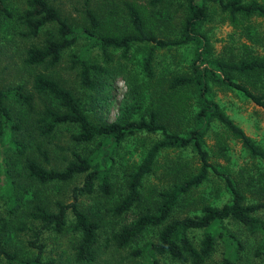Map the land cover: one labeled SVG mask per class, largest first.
<instances>
[{
  "label": "rangeland",
  "instance_id": "obj_1",
  "mask_svg": "<svg viewBox=\"0 0 264 264\" xmlns=\"http://www.w3.org/2000/svg\"><path fill=\"white\" fill-rule=\"evenodd\" d=\"M2 1L10 16L0 14V88L10 92L18 90L27 100L11 97L6 101L17 126L11 134L0 125V244L14 256L11 263L0 257V264H26L37 255V249L29 242L33 239V231L41 226L31 216L32 212L38 207L54 212L59 203L70 202L73 188L82 184L84 174H77L67 181L39 182L24 168L25 159L34 160L45 169L63 170L75 158L74 154L93 156L103 143L100 137L89 142L75 140L79 127L72 123L57 125L49 135L41 134L37 118L46 107L58 109L59 105L50 95L35 90V75L45 74L69 89L81 99L94 123L132 120L140 115L148 119L151 111L157 108L159 93L170 88L173 77L191 74L192 63L202 46L191 41L155 48L153 76L148 77L142 63L148 47L155 45V41L134 43L125 52L122 48L104 50L89 33L93 27L86 11L97 20V34L120 36L134 33L128 11V5L132 4L138 8L147 34L158 40L173 41L182 36L187 0H163L158 4H151L150 0H47L78 33L77 39L61 52L58 62L46 60L31 64L26 62L30 48H41L47 40L60 38L57 24L48 23L32 35L22 19L28 9L27 1ZM257 1L264 3V0ZM205 8L206 20L200 31L208 40V59L238 63L251 56L264 57V17L236 15L233 21L212 1L206 0ZM81 60L104 68L93 74L100 82L98 90L82 85ZM198 64L207 66L203 62ZM215 73L223 77L220 71ZM233 78L262 96L264 101V77L263 81H256V77L234 72ZM206 81L211 99L264 149V107L225 80L208 74ZM176 88H191L185 90V95L189 105L195 106L196 85ZM162 103L168 104L167 101ZM163 120L173 132L185 134L193 128L191 117L186 118L183 113L176 115L173 110L165 111ZM161 138L159 131H139L128 136L111 150L114 161L109 172L110 192L104 193L96 182L92 193L79 196V207L99 225L94 259L89 262L76 260L80 233L69 212L67 225L61 231L49 229L41 233L43 260H51L52 264H193L188 258L153 253L148 245L157 241L168 221L199 214L203 204L220 207L230 202L231 194L220 172L230 176L246 202H264V162L250 157L241 143L213 120L203 136V145L212 165L207 179L179 201L163 224L146 227L127 245L118 247L113 233L132 225L139 216L155 212L160 193L197 173L201 165L191 147L160 151L152 172L142 181L140 200L124 213L116 214L114 207L128 194L131 173L151 144ZM19 142H23V148ZM16 144L23 149L22 154ZM107 148L111 149L104 146L103 150ZM253 215L264 222V209ZM224 226L238 244L216 236L214 249L202 264H224L227 258L245 264H263L262 258L255 255L261 241L259 232L251 233L232 219L225 221ZM188 236L192 244L199 247L204 229H191Z\"/></svg>",
  "mask_w": 264,
  "mask_h": 264
},
{
  "label": "trees",
  "instance_id": "obj_2",
  "mask_svg": "<svg viewBox=\"0 0 264 264\" xmlns=\"http://www.w3.org/2000/svg\"><path fill=\"white\" fill-rule=\"evenodd\" d=\"M26 1L28 9L23 14L22 19L29 28V33L36 35L42 26L48 23H55L60 35L58 39L47 40L46 44L41 48H30L26 62L31 64H41L46 60L50 63L58 62L61 52L75 43L78 33L47 0ZM162 1L150 0V3L158 4ZM205 1L187 0V16L183 23L182 36L173 41L158 40L147 34L144 29L142 16L138 8L132 4L128 5V11L134 27V33L120 36L97 34V20L90 11H86V15L93 27V31L89 33L95 36L96 43L104 50L108 47L122 48L125 52L134 43L155 41V45L148 47L142 63L143 71L148 77L153 76L152 61L155 48L191 41H197L202 46V50L197 51L192 63L191 74H181L173 77L170 88H165L159 93L157 108L151 111L148 119L140 115L132 120L94 123L85 111L81 99L76 98L69 89L64 88L56 80L45 74L38 73L35 75V90L38 93L50 95L59 105L58 109L46 107L37 118L40 133L49 135L57 125L72 123L77 124L79 127V132L74 136L75 140L89 142L100 137L103 143L100 145L102 147L93 156L83 157L80 154H74L75 158L69 161L63 170L45 169L34 160L25 159L24 168L30 177L39 182L67 181L77 174H84L82 184L73 188V198L70 202L59 203L57 210L54 212L43 207H38L35 212H32L31 216L41 226L33 231V239L29 242L30 246L37 249V255L26 264H52L51 260H43L41 257L43 244L40 242V236L44 230L54 229L61 231L67 225L69 212L73 214L74 226L80 233L75 253L76 260L89 262L94 259L99 225L79 207L78 198L82 194L92 193L96 187V182H98L104 193L110 192L109 172L114 161L111 156V150L128 136L134 135L139 131H159L162 138L151 144L145 157L138 164L135 171L131 173L128 194L114 207L116 214L124 213L140 200L142 181L146 175L152 172L156 157L160 151L168 148L191 147L195 151L201 165L197 173L191 175L180 184L174 185L171 189L160 193L159 204L155 212L145 213L139 216L132 225L125 226L120 231L113 233L112 238L118 247L127 245L146 227L163 224L179 201L193 188L199 186L207 179L212 165L209 163L208 152L203 145V136L213 120L220 123L232 138L237 139L250 157L264 162V149L248 136L241 127L235 124L221 110L220 106L211 99L206 81L208 74L216 79L225 80L247 94L254 102L264 107L262 96L253 93L245 84L235 82L233 78V73L235 72L241 76L256 77V81L262 80L264 77V57L251 56L238 63L208 59V40L200 31L202 23L206 20ZM209 1L218 4L220 9L227 13L230 20L233 21L236 19V15L264 17V3L257 0ZM0 14L10 16V12L2 0H0ZM197 62L206 63L207 66L201 67ZM80 65L82 85L94 91L98 90L97 87H100V82L93 74L104 71V68L90 64L85 60H81ZM215 71H220L223 77L215 73ZM191 84L197 86V88H194L196 91L195 106L189 105L190 102H188L185 95V90L191 88H176ZM11 97L27 100L18 90L10 92L0 88V125L8 134H11L12 130L17 128L6 106V101ZM166 101L168 102L167 105L164 103L160 104ZM169 110L175 111L176 115L183 113L186 118L191 117L193 128H190L185 134L168 130L163 119L164 112H169ZM19 144L23 148V142H19ZM104 146L111 149L103 150ZM17 149L20 154L23 153V149L19 148V146ZM220 173L230 191V202L224 203L220 207L203 204L199 214L185 215L168 221L161 229L157 241L148 245L153 253L160 255L169 254L173 258L180 259L188 258L193 264H202L213 251L216 236L229 239L233 244H238L224 226L225 221L232 219L241 223L249 232H259L261 234V241L255 250V255L261 257L264 264V222L253 215L256 211L264 209V202H246L244 195L230 176L227 173ZM12 201L15 202V197L13 196ZM191 229H204V236L199 247H195L188 236V232ZM0 257H4L10 263L14 260V256L6 251L1 244ZM224 264L245 263L227 258Z\"/></svg>",
  "mask_w": 264,
  "mask_h": 264
}]
</instances>
